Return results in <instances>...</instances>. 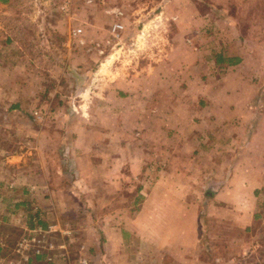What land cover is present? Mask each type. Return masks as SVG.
<instances>
[{"label": "rangeland", "instance_id": "rangeland-1", "mask_svg": "<svg viewBox=\"0 0 264 264\" xmlns=\"http://www.w3.org/2000/svg\"><path fill=\"white\" fill-rule=\"evenodd\" d=\"M227 16L246 21L241 26L253 37L264 35V0L0 1V160L23 155L7 169L0 165V264H26L16 244L31 235L43 254L27 264H173V257L159 251L163 244L187 245L185 264H264V208L235 210L238 202L231 197L237 193L229 187L221 192L228 195L230 211L219 212L211 198L219 185L196 190L189 184L193 170L145 160L143 149H153L156 141L133 135L141 130L128 115L146 107L125 100L159 91L183 97V88L172 81L177 58L165 55L180 51L182 42L188 45L183 38L190 33L181 37L177 23ZM115 22L122 26L116 35L110 31ZM221 28L213 26L211 36L222 34ZM203 34L196 41H205ZM157 58L167 66L158 64L159 75L146 77ZM109 92H116L117 102ZM111 145L118 149L112 170L105 153ZM181 149L188 155L187 145ZM202 167L203 177L230 175ZM163 172L170 181L178 179L163 189L188 198L198 193L195 203L181 202V214L143 215L148 183ZM15 178L21 183L14 184ZM48 227L50 233H31ZM115 228L130 234L113 237Z\"/></svg>", "mask_w": 264, "mask_h": 264}, {"label": "crops", "instance_id": "crops-1", "mask_svg": "<svg viewBox=\"0 0 264 264\" xmlns=\"http://www.w3.org/2000/svg\"><path fill=\"white\" fill-rule=\"evenodd\" d=\"M243 24L232 16H227L222 21L201 17L196 20L191 18L183 24L177 23L181 37H184V33H190L187 38H183L190 46L182 42L179 45L180 51L167 52L165 55L177 58V76L172 81L177 90L183 88V97L162 96L163 91H159L158 96L152 94L151 97L125 98L129 105L146 107L144 110H133L130 114L134 115H128L135 118V123L138 122L136 129L141 130L133 135L141 136V139L143 134L148 135L156 141L153 149H143L147 157L145 160L153 161L155 167L162 165L163 168L174 169L182 165L193 170L189 184L196 190L202 184L219 185L218 191L211 197L217 203L214 208L219 212L230 211L226 204L228 195L224 193L229 187L237 193L231 197L238 202L235 210L251 211L258 206L264 208V35L253 37L247 27L241 26ZM198 26L201 27L200 32L197 30ZM213 26L222 27L223 33L211 36ZM201 33H205V41H196L197 37L202 38ZM203 43L208 45L202 46ZM156 55L160 56L158 53ZM158 60L159 58L155 63L157 67H151L146 72V77L158 76L155 71L159 65L162 68L167 66L165 61L159 63ZM172 70L174 73L175 68ZM109 93L117 102L116 92ZM95 105L102 106V103ZM110 116L113 117L112 113ZM114 116L117 118L118 115ZM185 126L188 127L187 130H184ZM142 129H145L144 133ZM112 134L114 133L111 132ZM184 144L189 149L186 156L181 149ZM112 145L110 149H105L111 170L117 165L118 155V149L112 148ZM22 156L21 152L8 154L0 160V165L7 169L11 160L18 159L21 162ZM204 163L212 169L220 168L224 173L230 170L229 177L218 180L213 173L211 177H203ZM164 175L163 172L158 179L148 183L152 187L142 199L143 215L165 217L170 211L181 214L184 212L181 202L190 200V203H195L198 193L188 198L185 194L175 193L173 189H163V185L167 183L175 186L178 182V179L170 181ZM108 178L110 177L105 180ZM2 180L4 178L0 177V181ZM108 180L110 184H117V179ZM19 181L21 183V180L15 178L14 184H20ZM140 184L146 183L143 181ZM222 189H225L223 193ZM245 202L249 204H243ZM167 203L170 204V209ZM193 208L196 210L195 205ZM114 231L117 233L113 232V237L122 238L123 232L130 234V230L126 228H115ZM174 234V238L181 239V236H177V230ZM194 240H197L196 236ZM121 246L126 248L125 243ZM189 246L196 247V243ZM0 249L3 250V247ZM160 250L173 257V264H185L187 261L182 258L187 252V245L170 249L163 244L159 247ZM40 259L36 257L35 262ZM1 261L3 254H0Z\"/></svg>", "mask_w": 264, "mask_h": 264}, {"label": "built area", "instance_id": "built-area-1", "mask_svg": "<svg viewBox=\"0 0 264 264\" xmlns=\"http://www.w3.org/2000/svg\"><path fill=\"white\" fill-rule=\"evenodd\" d=\"M120 15H121V13L119 11H115V17L120 16ZM121 28H122L121 24L118 22H115L110 26V31L112 34L116 35L117 31H119ZM77 32H79V30H77ZM80 43H81V41H80ZM35 229L33 231H31V233H50L51 232L50 227H48L45 232H42L40 230H35ZM38 243H39V241L36 239V236H34V235L27 236L25 238L22 237L18 241V243L16 244L17 252H19L20 257L24 261V263L27 264L30 257H38V256H41L43 254L42 253L43 250H41V247L39 245H37ZM29 246H31V247L29 248ZM27 250L30 251V256H28L25 253V251H27ZM46 260L51 261V257L47 255Z\"/></svg>", "mask_w": 264, "mask_h": 264}, {"label": "trees", "instance_id": "trees-1", "mask_svg": "<svg viewBox=\"0 0 264 264\" xmlns=\"http://www.w3.org/2000/svg\"><path fill=\"white\" fill-rule=\"evenodd\" d=\"M0 1H1V2H4L5 0H0ZM0 248H1V246H0ZM2 251L4 252V250H1V249H0V252H1L0 254L3 253Z\"/></svg>", "mask_w": 264, "mask_h": 264}]
</instances>
